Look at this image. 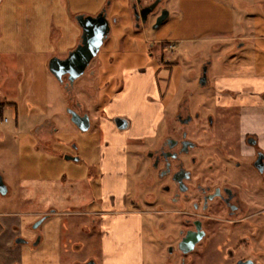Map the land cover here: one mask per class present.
Wrapping results in <instances>:
<instances>
[{
	"label": "rangeland",
	"instance_id": "1",
	"mask_svg": "<svg viewBox=\"0 0 264 264\" xmlns=\"http://www.w3.org/2000/svg\"><path fill=\"white\" fill-rule=\"evenodd\" d=\"M12 1L27 4L31 10L21 8L0 15L5 33V38L0 37V101L8 102L1 104L0 114L9 119V123L0 126V174L10 192L0 194V218H15L28 240V244H20L22 254L10 260L17 261L14 264H78L91 260L97 264H142L140 256L137 258L142 252L140 238L138 246V241L133 243V236L131 244L124 247L109 242V232L115 234L109 222L114 218L120 222L125 213L107 214L99 194L101 180L97 171L100 172L101 150L107 141L102 121L115 122L121 117L108 106L122 91L125 81L143 77L149 69L154 91L152 83H144L148 104L143 105L153 104L155 110L160 103L163 105L162 120L152 121L150 127L158 131L159 137L166 128L167 113H172L170 100L174 97L177 101L186 98L204 102L216 110L215 78L254 74L257 63L264 57V41H257L258 37L247 40L243 47L234 41L236 35L252 32L264 38V10L252 0H161L147 22L138 25L133 0H75L76 15L80 14L78 11L96 14L100 7H107L112 30L88 71L69 90L47 72L53 57L64 58L72 50L69 48L78 46L75 32L80 36L82 33L79 27L75 31L78 24L71 18L68 0L8 3ZM145 1L147 5L155 0ZM42 4L46 8L42 20L38 16L33 24L20 25L17 31L14 17L18 15L22 20L26 17L30 23ZM164 11H169V17L155 28ZM60 28L64 36L61 42H56L53 36ZM21 35L30 36L24 39ZM169 43L177 44L176 48L171 49ZM205 67L207 83L202 85ZM31 71L36 73V81L26 79L22 83ZM83 84L92 89L83 90ZM63 85L67 86L66 77ZM31 86L37 87L36 98L31 96ZM46 102L49 105L43 104ZM70 108L90 113L89 131L82 132L71 121ZM45 113L59 130L56 141L50 144L41 142L33 133ZM231 114L237 119V113ZM137 116L134 111L133 119L130 117L133 125ZM227 121L230 122L229 117ZM127 141L124 148L127 192L123 191V198L128 211H143L149 192L147 150L139 140ZM66 154L79 156L81 161L67 160ZM114 193L121 197L120 191ZM156 204L152 207L154 213L143 214V264L163 263L162 216L158 217ZM52 210L53 215L35 229L33 226ZM99 211L101 214L94 213ZM38 239L40 242L35 244Z\"/></svg>",
	"mask_w": 264,
	"mask_h": 264
},
{
	"label": "flooded vegetation",
	"instance_id": "2",
	"mask_svg": "<svg viewBox=\"0 0 264 264\" xmlns=\"http://www.w3.org/2000/svg\"><path fill=\"white\" fill-rule=\"evenodd\" d=\"M145 5L142 0H134V12ZM140 23L143 22L138 25ZM74 85L67 79L70 89ZM174 98L170 100L172 113H167L162 137L157 131L134 139L147 150L149 192L142 206H146L145 209H126L127 202L123 198V191L127 192L126 178L124 188L109 185L100 162V172L94 169L100 175L103 209L124 212L138 225L134 237L141 240L142 252L137 258L140 256L142 264L143 214L154 213L152 207L156 203L157 215L162 216L159 217L160 228L165 243L161 249L162 264H264V149L257 144L258 137L243 136L239 115L235 120L230 117L234 114L227 116L226 107L217 100L215 110L204 102ZM82 114L91 118L88 111ZM115 126L119 129L117 124ZM132 126L130 120L128 128L119 130H130ZM115 191H120V198L114 195ZM54 212L45 214V220ZM95 213L101 214L100 211ZM13 229L16 243L18 238H24L27 242L17 244H28L21 228L14 226ZM127 231L124 229V234ZM138 243L139 240L137 246Z\"/></svg>",
	"mask_w": 264,
	"mask_h": 264
},
{
	"label": "crops",
	"instance_id": "3",
	"mask_svg": "<svg viewBox=\"0 0 264 264\" xmlns=\"http://www.w3.org/2000/svg\"><path fill=\"white\" fill-rule=\"evenodd\" d=\"M0 0V15L3 12H17V10H20L21 8H24L25 10L30 11L31 8L28 7L27 4L22 3H8L10 0ZM105 1V0H104ZM143 3H145V0H142ZM254 4L260 5L261 8L264 10V0H252ZM134 2V0H133ZM212 2V1H211ZM104 3V2H103ZM77 2L75 0H68V9L69 13L71 15L72 19L76 20V12L74 7H76ZM103 9V7H100V9ZM45 4L40 5L37 7L35 13L36 16L34 20H32L30 23L27 21V18L25 17L23 20L17 15L13 19V24L16 30H20V25H27L33 24L36 18L38 16L42 17L45 15ZM101 9V10H102ZM107 10V7H105ZM97 10V13L98 11ZM40 11V12H39ZM77 13H84L81 11H78ZM89 14L85 15H97V13H91L86 12ZM110 19V18H109ZM77 22V20H76ZM78 24V22L76 23ZM25 27V26H24ZM80 27V25H77V28H75V31ZM17 30V31H18ZM82 30V28H81ZM252 35H244V34H238L236 35L234 41H236L238 47H243L247 43V40L253 39L254 37H258L256 40L263 42L264 38L263 36H257L255 32H252ZM82 35V33H81ZM256 35V36H254ZM24 39H29L30 35H21ZM64 33L62 32L61 28L55 30L54 34V41L61 42L63 39ZM0 37L1 39L5 38V33L3 32V27L0 26ZM75 41L76 44H79L81 41L80 34H77L75 32ZM255 39V38H254ZM75 47V46H74ZM72 49L73 48H69ZM75 49V48H74ZM71 50V51H72ZM4 54V52H3ZM68 56V55H67ZM66 56V57H67ZM65 58V57H64ZM264 59V57H262ZM258 62L256 67V72L254 74L249 75H229V76H219L215 78V87L217 88L216 93V100L220 105H223L226 107L228 112L231 113H237L239 116V125L240 130L243 136L250 134L255 135L258 137L260 146L264 149V62ZM100 63L98 64V66ZM49 66V65H48ZM95 70V69H94ZM261 71V72H260ZM48 75H51V72L47 69ZM98 72V70H97ZM150 74L149 69L146 70V72L143 74L145 76L140 77L138 76L136 79L134 77H131V80L125 81L122 91L118 93V95L114 98V100L110 103L108 108H111L113 111H117L116 115H121L122 117L128 119L132 118V115L134 111L138 114L136 117L137 122H135L136 125H133L130 130H119L116 128L114 122L110 119H106L102 121L103 129L105 130V140H107V144L103 145V148L101 150V163L104 168V179H106L109 183V185H112L113 187H122L124 188L125 185V171L126 168V159H125V146L127 144V140L131 138L134 139H141L145 136L152 135L156 133L155 130H151L150 127L152 125V121L155 123L156 121H161L164 116V108L163 105L160 103L157 108L158 110H155L154 107H152L153 104L148 106H144L147 103V93L143 92L145 90L144 83L151 84V89H153V80H151L152 76L148 75ZM27 75V74H26ZM36 73L35 71H31L29 73L28 78H23L22 83L26 82V79H28L29 82H35L36 81ZM146 78V80H144ZM43 79V78H42ZM41 79V80H42ZM38 80V79H37ZM63 88L69 87L63 85ZM87 87V89H85ZM31 96L32 98L37 97V87L31 86ZM43 88V87H41ZM83 90H90L92 89L91 86L87 84L82 85ZM74 89V87H73ZM80 91H82L80 89ZM154 91V89H153ZM84 92V91H83ZM48 98V95L46 93V99ZM3 100V99H2ZM1 104H8L7 101L3 100V103L0 101V109H3V105ZM47 105L48 103H43ZM144 104V105H143ZM14 105V103H12ZM49 105V104H48ZM81 106L85 107V104L82 103ZM152 108V109H151ZM36 112V111H34ZM3 113V112H2ZM115 115V114H114ZM44 117L37 123L33 129V133L35 136L43 143H54L56 141V134L58 133V126L57 123L52 119L46 116V113L43 115ZM113 117V116H112ZM131 117V118H130ZM133 119V118H132ZM106 152H103L105 151ZM103 152V153H102ZM124 181V182H123ZM10 193V192H9ZM108 203V202H107ZM109 204V203H108ZM95 213V212H94ZM106 215V212H104ZM109 212H107L108 214ZM124 212H120L118 216H123ZM114 215V214H112ZM128 215V214H126ZM116 216V215H115ZM125 216V214H124ZM121 218L120 222L113 221L109 222L111 223L110 227H112V231L115 232V234H112V232H109V239L111 243L117 242L120 244V246H125L127 244H131L130 236H135L134 232L132 233V230L137 228L138 225L133 222V220L129 216H125ZM105 220V219H104ZM14 226H17V220L13 217H5L2 216L0 218V264H14V257H18L21 253L22 247L20 244L16 243V233L13 229ZM124 229H127L128 231L126 234H124ZM138 241V238H134L133 243L136 244ZM116 243V244H117Z\"/></svg>",
	"mask_w": 264,
	"mask_h": 264
},
{
	"label": "water",
	"instance_id": "4",
	"mask_svg": "<svg viewBox=\"0 0 264 264\" xmlns=\"http://www.w3.org/2000/svg\"><path fill=\"white\" fill-rule=\"evenodd\" d=\"M161 0L145 5L141 9H135V16L137 21L143 23L147 22L149 15L157 8ZM169 17V11H164L158 18L155 28L159 27ZM76 20L82 28L81 41L78 46L69 52L65 58L53 57L49 61L50 72L58 79L60 83L65 81L67 76L68 83L73 86L75 81L83 76L90 66L92 60L96 58L105 41L109 38L112 30V23L108 17L106 9H103L97 15L79 14ZM140 25V24H139ZM207 83V67L204 69V74L201 79V84ZM68 113L71 115V121L82 131L87 132L91 128V118L88 114H82L75 109H69ZM119 129H126L129 126V120L123 117L115 119ZM65 159L79 162L81 158L71 154H66ZM9 193V186L5 182L3 175L0 174V194L7 195ZM46 217L40 219L34 228H38ZM27 242L24 238H18L17 243ZM78 264H97L94 260L86 263ZM239 264H253L252 262Z\"/></svg>",
	"mask_w": 264,
	"mask_h": 264
},
{
	"label": "built area",
	"instance_id": "5",
	"mask_svg": "<svg viewBox=\"0 0 264 264\" xmlns=\"http://www.w3.org/2000/svg\"><path fill=\"white\" fill-rule=\"evenodd\" d=\"M177 44L175 43H169V47L171 49L176 48ZM5 123H9V119L7 117H4L2 114H0V126L5 124Z\"/></svg>",
	"mask_w": 264,
	"mask_h": 264
}]
</instances>
